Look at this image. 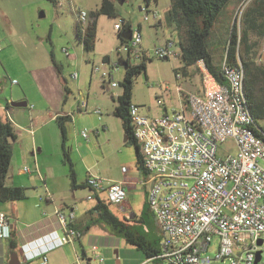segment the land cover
I'll list each match as a JSON object with an SVG mask.
<instances>
[{
	"label": "built area",
	"instance_id": "1",
	"mask_svg": "<svg viewBox=\"0 0 264 264\" xmlns=\"http://www.w3.org/2000/svg\"><path fill=\"white\" fill-rule=\"evenodd\" d=\"M248 1L241 0L234 20L240 19ZM140 10L143 21L152 17L155 25L162 23L163 14L150 8L149 3L142 4ZM77 15L85 22V12ZM121 26L122 20L114 24L117 32ZM141 42L139 28L131 29L130 39L118 46L120 60L135 63L148 57L147 52L152 57L165 59L179 54L173 39H165L163 44L154 45L150 50L144 49ZM63 52L69 56L67 48ZM262 60L264 47L256 58L257 62ZM192 67L200 77L201 90L184 89L183 75L176 70L173 82L159 85L161 92L156 96V104L160 113L144 115L137 104L129 106L144 172L141 183L146 188V203L161 235L160 252L138 264L155 260H160V264H208L213 259L227 260V264H264V144L260 136L246 133L245 119L236 109L237 99L234 94H228L234 66L227 62L226 56L221 61L224 83L216 80L203 61H196ZM117 68L115 63L111 70L102 72V78L108 79L111 86L117 85L111 81ZM92 70L98 71L99 67ZM76 76V72L71 74L74 79ZM172 88L177 106L166 109L163 94ZM86 107L83 100L78 110L85 112ZM94 112L100 117V109ZM254 122L257 123L255 119ZM78 133L85 139L90 136L85 127ZM227 140L233 142L234 151L219 155V145ZM125 171L122 167V172ZM85 185L94 193L104 192L110 204L122 205L126 200L124 181H108L88 174ZM92 197L89 194L87 199ZM54 216L61 234L55 235L51 246L73 244L81 236V231L73 226V210L56 209ZM0 235L9 236V221L1 212ZM213 236L218 238V245L215 256L211 257L207 250ZM89 250L95 260L104 262L96 245ZM36 256L40 258L39 264H46L45 251L29 254V258ZM85 263L84 253H75L72 264Z\"/></svg>",
	"mask_w": 264,
	"mask_h": 264
},
{
	"label": "rangeland",
	"instance_id": "2",
	"mask_svg": "<svg viewBox=\"0 0 264 264\" xmlns=\"http://www.w3.org/2000/svg\"><path fill=\"white\" fill-rule=\"evenodd\" d=\"M100 1L58 0L59 3L53 4L48 0H0V47L2 50L0 51V57L3 56V59H0V103L4 104L9 99L10 92L13 89L22 97H27L30 104L35 105L32 100L38 97V89H40V82L37 79H42L45 84L50 85L54 82L52 75L57 71L56 73H59L62 83L60 91L63 93L64 98L68 95L69 103L75 98L79 99V101H86V96L88 98V106L86 107L88 112L74 114L77 120H75V125L73 121V128L72 122L67 124H71V132L68 135L69 143H73L76 138L74 129L87 128L86 122H91L98 117V114L92 113V107L99 108L102 111L100 116H103L105 109L116 103L113 98L115 99L122 91L120 82L123 79L124 66L118 65V68L113 72L111 81L116 82V86H111L108 79H101L102 72L111 70L112 65L117 64L121 59V54L116 51V45L118 44L117 32L114 28L116 22L121 20L128 21L132 24V29L136 28L137 22L141 23V46L145 49L150 50L154 45L163 44L165 39H173L174 48L176 50L179 49L177 32L173 22L165 24L166 26L162 23L159 26L154 24L155 19L152 17L149 21H143V12L140 10L141 5L144 3L143 0H124V2L118 4L114 17L98 16V32L94 49L89 52L84 51L82 45L75 37L74 25L78 21L77 14L83 11L88 15L90 11L98 8ZM157 1L158 4L156 5L154 0H150L149 7L156 8L161 14L166 16L169 0ZM250 1L241 10L240 19H236L238 29L242 28L240 21ZM225 13L226 9H222L209 38L210 51L216 61H219L225 53L224 42L228 37V28L230 27L229 25V27H226L227 24L223 18ZM79 23L82 27L85 24L84 21ZM249 38L252 42H256L253 56L257 58L264 47V36L259 37L256 34H250ZM64 48H67L69 56L64 54ZM147 54L146 71L140 72L134 77L131 102L139 106L141 114L151 116L160 113V107L156 104V96L161 92L159 85L173 82L174 71L178 69L176 66L181 62L178 56H171L165 59L152 57L151 52H147ZM105 55L108 56V61H103L102 58ZM130 63H133V61H130ZM94 67H99V70L93 72L92 69ZM38 68L41 69L38 70ZM74 72L79 73L80 77L82 75L85 79L82 93H77L73 88L70 93H66L64 90V78L67 80V84H71L72 81L69 75ZM198 78L199 75L196 71L193 79L198 80ZM187 82L188 79H182L184 89L187 87ZM52 92H54V88ZM63 100L62 98V105L65 104ZM173 101H175V96ZM113 120L119 122L117 119ZM256 122L257 125L260 124L264 127V118H257ZM49 135H51L49 136L51 139L49 143L55 148L56 143L58 144L56 137L50 133ZM127 144L122 148H116L112 145L109 156L100 163L101 171L97 173H101L100 176L104 178L121 177L126 180L127 203L130 208L114 204H109L108 207L135 234H144L148 238L158 237L160 236V230L156 227L155 219L143 205L145 186L141 183V180L144 177V172L137 167L134 145L129 142ZM12 150L13 155L10 161L13 163L24 153L22 150H18L16 146H13ZM233 151V142L231 140L220 144L218 148L219 155ZM74 153L70 160L73 164L76 182L80 184L86 180L85 177L88 171L86 166L90 165L93 157L85 156L84 154L83 158L79 155L76 157L78 152L74 151ZM34 154H37L35 150L33 153L27 152L26 161L22 164L18 162L17 166L14 167L17 170L23 169L22 171H24V168H28V171H20L23 178L26 181L30 178L31 182L35 181L39 188H43L44 184L37 178V172L33 168ZM53 161L57 162H53L48 169L50 173L48 183L56 188L67 189L63 193L69 194V196L74 191V203L77 206L78 213L83 208L87 209L94 205V200L86 198V195L91 191L87 186L71 189L67 175L68 164H64V161L59 159H53ZM122 166L126 169L125 173L121 171ZM43 177L46 179L44 174ZM31 182L28 181V185H31ZM105 230L107 231L102 225H96L92 231L97 236L107 238L103 245L98 243L100 250L98 249L97 253L104 258V262L101 264H137L144 259L142 250L136 245L126 242L123 237L109 235ZM217 245L218 238L213 236L207 250L209 256H215ZM103 248H106L107 252ZM115 251H117V254ZM86 253L93 258L90 250L87 249ZM149 264H160V260L149 262ZM208 264H227V260L213 259Z\"/></svg>",
	"mask_w": 264,
	"mask_h": 264
},
{
	"label": "crops",
	"instance_id": "3",
	"mask_svg": "<svg viewBox=\"0 0 264 264\" xmlns=\"http://www.w3.org/2000/svg\"><path fill=\"white\" fill-rule=\"evenodd\" d=\"M115 2L117 9L118 4H121L122 2H124V0ZM154 2L156 5L158 4L157 0H154ZM240 2L241 0H231L226 5V7L223 8L226 9L225 16L223 17L227 24L226 27H229L230 24L234 21V16L236 13L235 10H237L236 7H238ZM220 15L221 14H219L218 17H220ZM164 16L165 15L163 14L162 23L165 25L166 23ZM125 23L129 25L131 29L133 28L132 24L128 21H126ZM137 27L139 28L140 32H142L141 23L137 22L136 28ZM97 32L98 17L96 19V36ZM0 59H3V56L0 57ZM41 68H38V70ZM176 68H178L177 70L182 73V79H188L186 90H201L200 77L198 78V80L193 79L196 70H194L192 66L187 67L183 69L184 71H182V64L180 63L178 66H176ZM56 72L52 75V79L54 80V82L50 85L45 84L42 79H37L40 82V89H38V97L32 100L35 105L30 104L27 97H22L13 89L10 92L9 99H7L4 104L0 103V119H9V121L11 122L13 133L15 135V139L11 140V149L13 146H16L18 150H22V152L24 153L16 162L12 163L10 161V165L5 178V184L7 186L24 187L26 193L25 198L20 200L5 202L0 201V212L4 213L9 221V236L0 235V264H8L9 254L13 251L18 253L20 264H39L40 258H38L37 256L29 258V254L37 253L40 251H45L46 264H72L74 261L75 253H84L87 264L102 263L88 256L86 252L87 249L89 250L92 245H96L100 250L98 243L103 245L107 241V238H102L101 236H97L96 234L92 233L94 226H96L97 224L91 225L86 231H83V227L90 215L88 213V210L93 208L99 200L105 201V193H94L93 191H90L86 195V198L89 194H92L93 197L90 200L95 201L94 205L88 207L87 209L83 208L82 211L78 213L79 211L77 210V206L74 203V191H72L71 196H69V194L66 195L63 193V191L67 189L56 188L54 185H50L48 183L50 174L48 172V169L50 168V166H52L53 162H57L53 161V159L63 160L61 150L62 134L57 125L56 118L58 116H68L70 119L68 122H72L73 128V121L75 125V120H77L75 119L76 116H74V114L88 112L87 110L85 112L78 110V106L81 102L79 101V99L75 98L69 103L68 95H66L64 98L63 93L60 91V88L62 86L61 78L59 73ZM69 77L72 83L67 84V80L64 78L65 84L63 85L67 89V92L70 93L73 88L77 91V93H82L83 83L85 82L83 76L81 75L80 77L79 73H77L75 79L71 77V74L69 75ZM101 79L103 78L101 77ZM53 88L54 92H52ZM174 96L175 101H173ZM163 97L165 100V105L167 107L166 109H169L172 106H177L176 92L173 90V88L168 93L163 94ZM62 98L64 99L63 102L65 103L63 105L61 104ZM11 101H26V106H11L7 112V110L5 109L6 104H10ZM86 103L88 106L87 96ZM115 104L116 103H114V105L109 107L108 109H105L103 116L101 115L99 117L98 115V117L94 118L93 121L86 122L87 128L90 131V136L88 139L81 137L78 133V130L74 129L73 131L74 133L76 132V138L73 143H69L68 135L71 132V124L67 125L68 122L65 124L67 139L66 141L67 144H69L70 158H72V155L75 154L74 151L78 152L76 157H78L79 155L81 156V158H83V154L85 156L88 155L93 157L90 165L86 166V169L88 170L86 177L88 176V174H96L100 176L101 173H97L101 171L100 163L109 156L112 145L116 148H122L124 145H128L121 120L118 117L114 116L112 113ZM95 109L99 108L92 107L91 111L94 114ZM113 119H117L119 122H115L116 120L114 121ZM81 123L83 122L81 121ZM49 133L52 134V136L56 137L58 144L56 143L55 148H53L49 143V140H51L49 137L51 135H49ZM34 150L37 152V154H34L33 168L37 172V178L43 182V188H39L36 185L35 181L31 182L30 178H28L26 181L20 173V171L24 172L22 171L23 169L17 170L15 168L18 162L22 164L24 163V161H26L27 152L33 153ZM63 163L67 164L65 162ZM43 174L46 179H44ZM106 179L108 181H126L121 177H107ZM28 181L31 182V185H28ZM143 205H147L146 188ZM121 206L130 208L129 204L127 203V196L125 202ZM56 209H60L66 212L73 210L74 212L75 218L73 221V225L81 231V236L77 238L73 244L67 243L61 246H51L52 239L55 237V235H59V233L61 234L54 216V210ZM156 226L159 230L157 223ZM3 232L5 231L3 230ZM106 232L109 235H112L108 231ZM11 241H13V248L10 247ZM103 250L107 252L106 248H103ZM115 253H117V251H115Z\"/></svg>",
	"mask_w": 264,
	"mask_h": 264
},
{
	"label": "trees",
	"instance_id": "4",
	"mask_svg": "<svg viewBox=\"0 0 264 264\" xmlns=\"http://www.w3.org/2000/svg\"><path fill=\"white\" fill-rule=\"evenodd\" d=\"M48 1L53 4L57 2V0ZM115 1L121 0H101L96 10L88 13L83 27L80 26L79 20L76 22L75 37L82 45L84 51L89 52L94 49L97 17L99 15L114 17L116 15ZM149 1L144 0V3L148 4ZM230 1L169 0L168 12L164 16L165 23L167 25V23L173 22L175 25L179 47L178 57L182 64V71L192 66L196 61L201 60L216 80L219 83H224L225 78L221 69V61L224 56H226L227 62L234 66V68L240 67L242 69L244 73L245 100L253 120L255 119L256 121L257 118H264V60L260 62L256 61V58L253 56L256 42H252L249 37L250 34H256L259 37L264 36V0L250 1L240 21L242 25L241 29H238L236 20L231 23L228 37L224 42L225 53L219 61H216L210 51L209 38L220 12ZM130 32L131 27L122 20L121 29L117 32L118 44L116 45V51L121 42L127 41L121 34H130ZM102 59L103 61H108V56L105 55ZM147 59V57H143L135 63H130L126 60L127 66L125 67L123 79L120 82L122 91L115 99L113 98L116 104L112 113L121 120L127 142L133 144L135 147L138 169L141 168V154L139 145L133 136L129 106L132 103L131 94L134 77L138 73L146 71ZM64 90L67 93V89L64 88ZM10 107L11 105L7 103L5 107L7 112ZM69 120L68 116H58L56 118L57 125L62 134V159L68 164L70 187L74 190L79 186L85 187L86 185L85 181L80 184L76 182L73 164L70 160L65 129V124ZM262 129L264 131V127ZM10 139H15L11 122L8 118L4 120L0 119V201L2 202L20 200L26 196L24 187L7 186L5 184L12 155ZM109 204L107 200H99L93 208L88 210L90 215L85 222L83 231H86L94 224L102 225L110 234L123 237L126 242L136 245L142 250L145 258L154 256L160 252V236L148 238L144 234H135L133 230H130L124 222L109 210ZM145 208L147 212H150L147 205ZM13 246V241H11L10 247L13 248Z\"/></svg>",
	"mask_w": 264,
	"mask_h": 264
},
{
	"label": "bare ground",
	"instance_id": "5",
	"mask_svg": "<svg viewBox=\"0 0 264 264\" xmlns=\"http://www.w3.org/2000/svg\"><path fill=\"white\" fill-rule=\"evenodd\" d=\"M79 20V16H78ZM232 78L230 80V87H228V94H234L236 100V109H239L243 119H245L246 133L252 134V136H260V140L264 144V133L262 128L255 124L250 110L247 106L244 94V73L240 67L232 68Z\"/></svg>",
	"mask_w": 264,
	"mask_h": 264
},
{
	"label": "water",
	"instance_id": "6",
	"mask_svg": "<svg viewBox=\"0 0 264 264\" xmlns=\"http://www.w3.org/2000/svg\"><path fill=\"white\" fill-rule=\"evenodd\" d=\"M121 36L124 37L127 40L130 39V34L122 33ZM118 65L126 67L127 66V62L124 61V60H119L118 61ZM10 105L13 106V107H25L26 106V101H11ZM10 141H11V139H10ZM258 244H261V240L258 241ZM257 260H258V255L256 257L255 263L257 262ZM8 264H20V260H19L17 252L13 251V252H11L9 254Z\"/></svg>",
	"mask_w": 264,
	"mask_h": 264
}]
</instances>
